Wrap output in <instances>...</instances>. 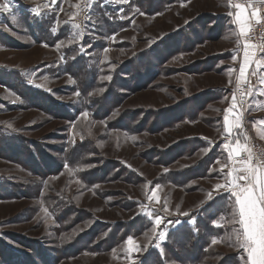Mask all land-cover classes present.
Wrapping results in <instances>:
<instances>
[{
    "label": "rangeland",
    "instance_id": "rangeland-1",
    "mask_svg": "<svg viewBox=\"0 0 264 264\" xmlns=\"http://www.w3.org/2000/svg\"><path fill=\"white\" fill-rule=\"evenodd\" d=\"M254 2L264 26V4ZM83 5L12 0L11 13L0 11V264H132L129 237L140 249L135 264H148L150 252L162 264H248L235 246V199L213 192L240 167L225 143L264 148V67L253 75L255 64L245 69L251 88L241 84L251 91L242 129L220 137L247 42L236 8L229 0ZM156 184L159 202L149 201ZM144 206L165 217L160 248ZM186 224L199 240L174 239Z\"/></svg>",
    "mask_w": 264,
    "mask_h": 264
},
{
    "label": "snow or ice",
    "instance_id": "snow-or-ice-1",
    "mask_svg": "<svg viewBox=\"0 0 264 264\" xmlns=\"http://www.w3.org/2000/svg\"><path fill=\"white\" fill-rule=\"evenodd\" d=\"M121 3H127L128 0H118ZM12 0H4L0 4V11L5 13H11ZM57 0H51V4L55 5ZM93 0H84V8H91ZM259 3L264 4V0H259ZM229 6L236 8V13L234 16V23L237 25V35L238 37H245L248 39V34L252 30V19H255L257 23L260 22V17L258 16L259 9L256 8L254 0H247V3L236 2L232 3V0H229ZM78 9L80 5L76 6ZM251 8V17L247 15L248 9ZM34 15H40L36 9H30ZM79 14V13H77ZM232 15V13H229ZM14 20L15 16L12 17ZM85 18H88L87 16ZM72 28L77 31L73 34V41H78L82 35L83 30L80 24L73 23ZM55 33L56 29H52ZM239 42V41H238ZM61 45L57 44V48ZM83 51V49H81ZM108 50L105 49V52ZM258 53H264V43L257 46L255 44L247 43L244 44V62L241 65L240 74L236 79V87L233 93V102L230 105L229 109H225L224 114V130L228 133L229 136L232 135L234 129H242V120L243 113L247 109L244 107V100L247 95H251V91L241 90L242 83H248L249 88H251L250 82L247 80L245 75L246 66L255 64L256 69L252 72L253 75H257L259 69L264 67V56H259ZM63 59V57L61 58ZM75 59V57H73ZM258 82L264 85V73L258 75ZM104 79H110V77H104ZM69 82L75 83L74 80L69 77ZM100 91H103L101 89ZM259 94L264 95V89H261ZM79 95V93H75ZM237 95H239V100H237ZM233 109L238 110V114L233 112ZM230 114L234 116V119L230 120ZM85 117L87 113H83ZM261 123H264L262 121ZM9 127L11 125L9 124ZM248 137L245 135L244 140L247 141ZM224 149L228 152V159L232 163H239L240 167H230L227 176L231 177L230 180L226 181L225 184H216L214 186L213 192L216 194H221L222 192H230L231 196L235 197V203L233 206L232 212V223L238 224L239 228H234L233 232L236 237V245L239 248H242L247 254L249 264H264V160L255 158L254 154L249 148L247 143L242 144L240 139L237 138L234 146H230V143H225L223 145ZM207 151V150H205ZM241 153L246 154V158H241L239 160L236 157L240 156ZM227 165H222V169ZM65 167H68L66 164ZM238 173H243L239 175ZM239 181H244L243 184ZM161 188V185L156 184L152 189L150 194L147 195L149 201L156 200L159 202V196L157 195L158 190ZM215 196L212 192L207 194V200H214ZM145 207V214L153 220V228L151 233L157 238L155 246L160 248V241H164L167 235V228L160 230L161 224L165 223V217L160 216L158 213L153 215L147 206ZM179 207V206H177ZM164 212L166 215H171L168 211L167 204L164 205ZM181 215L188 216L189 213H181ZM190 223L195 225V220L190 219ZM179 223L177 221H167V224ZM215 226H221L218 222H213ZM145 236H148V233H145ZM219 241L217 239L212 240V244H216ZM126 244L129 247H126L124 251L127 254V258L132 261V264H135V258L132 256L133 252H136L139 249L133 237H129L126 241ZM147 245H145V249ZM161 254L163 255V249L161 248ZM115 251V250H114Z\"/></svg>",
    "mask_w": 264,
    "mask_h": 264
},
{
    "label": "built area",
    "instance_id": "built-area-1",
    "mask_svg": "<svg viewBox=\"0 0 264 264\" xmlns=\"http://www.w3.org/2000/svg\"><path fill=\"white\" fill-rule=\"evenodd\" d=\"M246 41L257 46L264 43V26L261 21L259 23H257L256 20L252 22V30L248 34V39ZM248 146L251 148L255 158L264 160V148L259 142L250 140ZM241 158H246V154L243 153L236 157L237 160Z\"/></svg>",
    "mask_w": 264,
    "mask_h": 264
},
{
    "label": "trees",
    "instance_id": "trees-1",
    "mask_svg": "<svg viewBox=\"0 0 264 264\" xmlns=\"http://www.w3.org/2000/svg\"><path fill=\"white\" fill-rule=\"evenodd\" d=\"M199 221L200 220H197L196 223H198ZM137 222L141 223V225L143 224L144 228L146 227V225H148V222L143 218H138ZM203 224H204V221H203ZM181 229H182V231L177 230L174 233V234H177V236H175V238H174L176 241H178L179 238H184L185 240H199L200 239V237H198L197 234L194 236V234L189 230L190 228L187 226V224L185 226L181 227ZM209 229H210V227H209ZM177 244H178V242H177ZM149 254L152 255L151 259L149 260V263L162 264V262H161L162 259L157 258L153 252H150Z\"/></svg>",
    "mask_w": 264,
    "mask_h": 264
},
{
    "label": "crops",
    "instance_id": "crops-1",
    "mask_svg": "<svg viewBox=\"0 0 264 264\" xmlns=\"http://www.w3.org/2000/svg\"><path fill=\"white\" fill-rule=\"evenodd\" d=\"M258 9V8H257ZM261 11H264V5L262 6V10ZM259 12H260V9H259ZM259 12H258V16L261 18V14H259ZM247 13H248V11H247ZM262 19V18H261ZM241 60L242 61H244V50H243V48H242V50H241ZM254 65V64H253ZM224 113L221 115V117H220V120H219V126L222 128L221 130H220V133L221 132H223L225 135H222V136H220L221 137V139H228L229 138V135H228V133H226L225 132V130H224V119H223V117H224V114H225V110L223 111ZM223 116V117H222ZM234 131V130H233ZM222 134V133H221ZM241 154H243V153H241ZM226 195H227V198H230V197H232L231 196V193L230 192H224ZM234 199H235V197H234ZM237 227L236 228H239V225L237 224L236 225ZM237 250H243L242 248H239V249H237ZM245 253V252H244ZM245 259H246V261L248 262V258H247V254L245 253ZM248 264H249V262H248Z\"/></svg>",
    "mask_w": 264,
    "mask_h": 264
},
{
    "label": "bare ground",
    "instance_id": "bare-ground-1",
    "mask_svg": "<svg viewBox=\"0 0 264 264\" xmlns=\"http://www.w3.org/2000/svg\"><path fill=\"white\" fill-rule=\"evenodd\" d=\"M249 142V141H248ZM248 142H247V144H248ZM245 154V153H244Z\"/></svg>",
    "mask_w": 264,
    "mask_h": 264
}]
</instances>
